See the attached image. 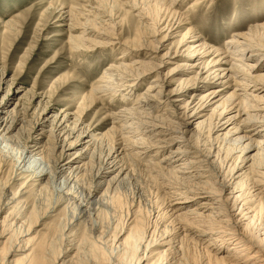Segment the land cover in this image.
<instances>
[{
	"label": "bare ground",
	"instance_id": "6f19581e",
	"mask_svg": "<svg viewBox=\"0 0 264 264\" xmlns=\"http://www.w3.org/2000/svg\"><path fill=\"white\" fill-rule=\"evenodd\" d=\"M178 1L180 2V0H155L156 9L148 7L145 12L138 11V17L150 27L144 29L143 33L146 35L142 34V37L136 38V40L122 41L118 33V22L111 16H107L108 27L111 31H108L106 35V43L123 48L122 57L136 55L137 58L144 57L147 60L136 59L132 63L119 61L106 68L99 80L91 86L88 95L93 102L105 103L116 93L117 96H120L124 90L131 91L142 75L150 73V71H157V68L170 53L172 46H176L175 53L190 57L187 59L188 61H185L186 63L182 64V67L187 66V69L197 67L198 74L189 77V79L183 78L178 88L168 91L165 88L166 83L161 84L160 82L164 81V79L161 80L162 75L157 76V80H151L153 84L147 85L146 90L149 92L141 94L144 96H138L134 103L126 107L113 108L114 111L109 114L110 120L114 124L111 129L112 138H105L101 133L99 136V133L90 130L87 125L79 127L83 123L84 111L81 108L78 109V113L73 112L78 114L76 118H73V113L69 112L62 117L54 116L50 122V136L56 145L63 139L60 152L56 153L43 144L38 145L39 142L30 134L26 141L32 139L34 145L22 147L18 157L19 160L23 157L20 165L22 163V167H25L29 162L26 158L40 156L46 162L47 168L43 167L38 173L36 170L40 166L28 174L25 170L17 173L18 168L15 169V163L9 164L0 158V165L8 166L11 178L24 179L4 205V209L12 210L4 216L3 220H0V244H3L0 254L2 249L6 251L5 255L0 257V264H87L81 262L80 243L77 245L73 243L77 239L78 242L87 239V233H83L82 237H76L73 233V228L76 225L73 223L77 221L76 224H78L79 221L81 222L80 219L87 221L86 219L90 217L94 205L98 203L93 198L102 183L100 179H105L118 170L108 179L105 189L108 191L115 183L117 184V180L123 173L129 174L127 171L129 170L128 159L132 158L136 163L139 159H147L146 157H149L148 169L151 177L156 180L160 178L158 182L167 189L166 193L175 196L174 200L176 201L168 203L162 215L170 217L177 227H174V231L171 232L172 229L168 230L167 226H164V229L160 231L159 239L156 240L152 237L159 222L156 221L154 224L151 223L152 225L147 224L145 227H141L138 239L143 242L141 246L144 248V254L151 247L169 245L168 250L172 249L173 254L179 255L172 264H264V139L259 141L256 139L264 134V70L261 72L258 70L260 66L264 67V22L250 23L245 31L237 32L229 37L223 43L222 48L209 45L203 36L193 35L195 31L192 28L186 29L177 39L176 34L179 32L182 22H191L186 17L187 15L182 16L174 9V5L178 4ZM194 3L189 8L195 9L198 6V0ZM60 6L61 14L56 20L60 24L66 25L69 32L67 42L71 49L89 51L91 44L87 36L93 31L88 25L90 20L79 21L75 15L77 12L75 10L79 9L77 7L66 6L64 3ZM97 10L101 12L99 8ZM84 13L90 16L87 12ZM11 21L12 19H9V22L5 21L4 25L10 24L9 28L11 29ZM136 35L139 34L136 33ZM172 35L176 40L165 44L164 42L170 41ZM190 38L194 39L191 43L188 42ZM181 44L188 45L183 53L178 51ZM164 49H166L165 52L159 55L160 50ZM212 54H216L214 58L208 61L204 60L206 56ZM175 55L174 57H176ZM194 56H199L197 58L201 60L199 65L191 60V57ZM157 59L160 60V63L155 62ZM233 61L245 63L242 64L245 67H239ZM223 66L228 67L223 68ZM202 69L204 76L199 73ZM174 76L175 74L170 77V80ZM197 79L203 81L218 79L220 85H226L232 91L229 95L223 96L224 90L215 86L208 92L202 93L203 88L210 84V81L201 84L196 82ZM187 94L190 95L189 100H186ZM121 96L124 101L131 99V96ZM32 99H35L34 95ZM169 103L174 106V111L167 108L164 109L166 114L161 113V109ZM212 105L214 106L210 108L208 114H200ZM27 108L22 107V114L18 111L15 113L6 112L11 115H8L10 117L9 125H7L8 117H3L4 125L0 124V135L2 134L4 139L10 140L12 137L7 135L14 130L19 122L24 123L25 115L29 110ZM177 109L181 110L177 112ZM2 111L0 109V118ZM171 115L179 117L183 122L169 119ZM204 115H206L204 119L197 121ZM33 120L34 131L40 127L39 134H43L50 118L41 117L40 112L39 115L34 116ZM208 120H212L209 124L208 140L210 142H208L207 148L204 147L205 151L203 152L202 148L199 149L196 145L190 144V140L186 136L190 132L193 133L194 130L191 128L193 124L195 129H199ZM80 141H84V150L81 149L75 156L64 160L66 152L71 150L74 143ZM225 143L235 145L238 154L233 157L234 164H229L225 157L227 153L221 151L222 145L224 146ZM98 149L99 155L97 156L96 150ZM254 150L255 152H253ZM220 152H224V157ZM161 153H163L161 161H164L165 164L172 165L177 161L179 163L173 165L172 170L165 171L160 161H154ZM85 158H88V162H96L98 165L97 171L91 177L98 178V181L90 179L87 194L79 198L72 192V186H74L72 184L78 181V175L88 165V162L82 163ZM78 161L81 162L71 168V163ZM247 163L249 164L246 166ZM157 166L159 167L158 172L154 168ZM244 167H246V171L243 172V177L235 183V177L239 178V175L235 176V174ZM69 168L71 169L68 173L67 169ZM61 176L64 181L62 184L61 182L57 184L56 181ZM37 185L41 186L40 189H37L38 194L48 188L59 187L62 190L59 200L47 205L48 210L64 201L74 203L73 209L76 215H73L72 219L67 220L61 227V230L65 227L67 229L64 236L66 240L54 250H51V246H45V241L36 243L34 238H29L30 227L34 222L33 215L43 218L47 211L38 214L36 208L39 206L30 207L29 205L27 207V203L23 202L21 197L27 193L24 191L27 188H29L28 191H36ZM4 209L0 205V213ZM129 225H132L130 230L139 228L135 216ZM89 231L91 234L97 231L91 222ZM175 233H178V236L181 235V239L180 246L174 247L175 237L172 235ZM70 234L73 237H70ZM130 237L128 236L129 239ZM206 238L209 239V243L205 245L203 242ZM127 239L120 241L118 245L116 244L119 239L115 241L117 250L112 262L108 260L107 256L105 258H99V256L96 257L97 260L94 264H121V256L126 253ZM6 242L9 244L6 245ZM140 244L138 243L136 247L132 248L128 264L141 263L143 257L138 254ZM122 250L124 251L121 253ZM71 252L74 253L71 255ZM168 255L157 264L163 262V264H170V260L176 258L173 255L168 258ZM66 257H69V260H66Z\"/></svg>",
	"mask_w": 264,
	"mask_h": 264
},
{
	"label": "rangeland",
	"instance_id": "374dc122",
	"mask_svg": "<svg viewBox=\"0 0 264 264\" xmlns=\"http://www.w3.org/2000/svg\"><path fill=\"white\" fill-rule=\"evenodd\" d=\"M195 1L196 0H180L178 4L174 5V9L178 14L182 16L185 14L187 15L186 17L191 20L190 23L182 22V26L176 34L177 39L182 36L186 29L192 28V30L195 31L193 35H197V37L203 36L209 45H214L215 48H222L223 43L226 42L229 37L237 32L245 31L250 23L264 22V0H198V6L195 7V9L189 8L190 5L195 4ZM154 2L155 0H0V109L3 110L0 124L4 125L3 117L7 118L8 115H11V113L8 114L9 112L15 113L18 111L22 114V107H28L27 109H29L25 115L24 123L19 122L14 130L7 135L12 137L10 139L11 141L4 139L2 134L0 135V158L9 164L15 163V169L18 168L17 173L25 170L27 171L26 174H28L30 171L40 166V168L36 170L38 173L43 167L45 169L47 168L46 162H44L40 156L35 155L26 158L29 162L25 167H22V163L20 165L23 157L21 160H19L18 157L22 147L26 148L30 145H34V142L31 141L32 139L26 141V138L30 134L39 142L38 145L41 146L43 144L56 153L60 152L63 139L56 145L50 136V122L54 116L57 115L62 117L67 112L78 113V109L81 108V110L83 109L84 111L82 115L83 123L80 124L79 127L87 125L90 127V130L99 133V136L103 134L105 138H112L111 129L114 124H112L113 121L110 120L109 114L114 111L113 108L126 107L134 103V100L138 96H144L141 94L149 92L146 90L147 85L153 84L151 80H157V76L160 77L162 75L161 80L164 79V81L160 82L161 84L166 83L165 88L166 91H168L178 88L183 78L189 79V77H194L195 74H198L199 70L197 67L193 69H187V66H184L185 68L182 67V64L186 63L185 61H188L187 59L190 57H185L178 52L175 53L176 46H172L170 53L160 64V67L157 68V71H150V73L142 75L141 79L134 84L131 91L124 90L120 96H117L116 93L113 98L110 97L111 99H107L105 103L93 102L89 97L88 94L91 86L99 80L106 68L117 64L119 61L132 63L136 59H141L142 61L147 60V58L144 57L137 58L136 55L122 57L123 48H120L118 45H108L106 43V35L108 31H111L110 27H108L107 16H111L118 22V33L122 41L136 40V38L142 37V34L146 35V33H143L144 29L150 27L138 17L137 13L140 10L145 12L148 7L156 9ZM62 3L66 6L79 8L75 10V12L77 11L75 15L79 21L84 22L85 20H90L88 25L93 31L87 36L91 44L89 51L71 49L70 44L67 42L69 36L68 29L66 25H62L56 20L61 14L60 5ZM96 7L99 8L101 12L98 11ZM84 12H87L90 16L86 15ZM15 15L18 16L15 17ZM94 16L96 17L94 18ZM9 19H12L11 29L9 28L10 24L4 25L5 21L9 22ZM136 33L139 35H136ZM176 38L172 35L170 41L164 43H171L175 41ZM150 39L153 38L150 37ZM193 40L194 39L190 38L188 42L191 43ZM187 46L188 45L184 44L179 45L178 51L180 50L183 53V50ZM165 50L166 49L160 50L159 55H162ZM174 55L176 57H174ZM215 55L216 54L206 56L204 60H211ZM197 58H199V56H194L191 57V60L199 65L201 60ZM155 62L160 63V60L157 59ZM233 63L239 67H245L242 65L245 63L237 61H233ZM226 67L228 66H223V68ZM258 70L261 72L264 70V67L260 66ZM199 73L203 74V76L205 75L203 69ZM173 74H175V76L170 80ZM208 81H210V84L203 88L202 93L208 92L209 89L215 86L224 90L222 93L223 96L229 95L232 91V89L229 87L227 88L226 85H220V80L218 79H207L205 81L197 79L196 82L202 84L208 83ZM166 91L165 93H167ZM240 94L242 95V93ZM33 95L35 99H32ZM121 95L125 97L131 96V99L124 101ZM186 97V100L190 99L189 94H187ZM170 99L173 100V98ZM213 106L214 105L208 107L200 114H208L210 108ZM167 108H171L170 110L174 111V106L169 103L161 109V113L166 114V110L164 109ZM180 110L177 109V112ZM40 112L41 117L47 116L50 118L49 124L44 128L45 132L43 134H39L40 127L35 131L32 128L34 116L36 117ZM72 115L75 116H72L73 118H76L78 114L73 113ZM205 116L206 115L199 117L197 121L204 119ZM243 117H245V115H243ZM9 118L10 117L7 118V122ZM169 119L181 123L183 122L182 119L174 115L169 116ZM210 121L212 120H208L203 124V127L199 129H195L193 124V126H191L194 130L193 133L191 134L190 132L186 136V138L190 140V144L196 145L199 149L202 148L201 150L203 152L205 148L208 147V142H210L208 140L210 134ZM9 124L10 121L7 125ZM256 139L257 141L264 139V134L262 137ZM83 142L84 141L74 143L71 150L66 152L69 156L65 154V159H63L67 160L68 157L75 156L79 150L84 148ZM227 144L228 143H225L224 146L222 145L223 149L221 148V151H225L227 154L225 155L224 152H220V154H222L223 157L225 155L227 158L225 159L228 160L229 164H234L235 161L232 162V160L238 152L235 150V145L232 146ZM102 151L104 152L105 149ZM253 152H255V150ZM102 154L101 156H103ZM96 155H99V149L96 150ZM162 157L163 153L158 154L157 159L154 161H160L165 171L172 170V166L179 163V161H177L172 163V165H169V163L165 164L164 161H161ZM146 158L147 159L143 158L144 160L139 159L136 163L133 162L132 158L128 159L129 170L127 171H129V174L125 175V173H123L117 180V184L115 183L111 187L112 189L108 191L105 190L107 188L108 179L116 174L118 170L105 179H100L102 183L95 198H93L94 201L98 203L94 205L90 217L86 219L87 221H82L83 219H80L81 222L79 221L78 224H76L77 221L73 223V225H76L73 228V233H75L76 237H82L81 235L83 233H87V239H84L82 242H78V239L73 241L76 245L80 243L79 256L81 257L82 263L94 264L99 256V258H105V256H107L108 260L112 262L117 250L115 241L119 239L116 244L118 245L120 241H125L128 236L131 237L127 239L128 243L125 247L126 253L121 256V264H128L132 248L136 247L138 243H141L138 254L140 257H143L139 264H157L164 259L167 254H169L168 258H170L171 255H173V257L176 256L175 259L170 260V264L174 263L178 258L179 255L173 254L174 252L172 249L168 250L170 248L169 245L151 247L146 251V256H143L145 255L144 248L141 246L143 242H140L141 240L138 239V234L140 236L141 229L145 227V225H152L151 223L154 224L156 221L159 222L152 237L154 240L159 239L161 234L160 231L164 229V226H167L168 230L172 229L171 232L174 231V227H177L170 217L168 218V216L165 217L162 215L167 208V204L176 201L174 200L175 196L166 193L167 189L158 182L160 178L156 180L151 177V173L148 169L149 157ZM154 161H152V163H154ZM80 162L81 161L71 163V168ZM83 162H88V158H85L82 163ZM248 164L249 163H247L246 166ZM71 168L67 169L68 173ZM97 168L98 165H96V162H88L86 168L78 175V181L74 183L72 181L73 184H71L74 185L72 186V192L79 198L87 194L91 180L98 181V178H91L93 173L97 171ZM154 168L156 172L159 171L158 166ZM245 168L246 167L240 169L235 174V176L239 175V178L235 177V183L243 177V172L246 171ZM23 181L24 179L18 180L14 179V177L11 178L8 166L4 167L0 165V205L2 209H4V205L11 198L12 192H14L16 187ZM63 181L64 178L61 176L56 182L57 184L60 182L62 184ZM40 188L41 186L39 185H37L36 191H28L29 188H27L24 190L27 193L21 197V200L27 203V207L29 205L30 207L38 205L39 207L36 206L38 214L44 213L45 210L47 211L43 218H37L35 214L33 215L34 222L30 227L31 234L29 238H34L36 243L45 241V246H51V250H54L59 247L60 243L63 244L66 240L64 236L67 233V229L65 227V229L61 230V227L67 220H71L73 215H76L73 209L74 203H71L72 201L69 203L64 201L55 208L48 210L47 205L58 201L62 190L59 187H54L52 189L48 188V190L38 194L39 192H37V189ZM76 203H78V201H76ZM11 210L12 209L8 208L4 209V211L0 213V220H3L4 216ZM132 216H135V220H137V225L139 226V228H137L138 230H130L132 225H129V222L132 220ZM156 216L158 217L156 218ZM89 221L96 227L97 231L95 233L91 234L89 231ZM177 230L178 229H176V231ZM71 236L73 237V235L70 234V237ZM172 237H175L173 246H180L181 235L178 236V233H175ZM208 238L205 239L203 244L206 245L209 243ZM5 244L8 245L9 243L6 242ZM2 247L3 244H0V248ZM123 251L124 250H122L121 253ZM5 252L6 251L2 249L0 257H3ZM73 253L74 252H71V255ZM90 253H93V255ZM68 258L69 257H66V260Z\"/></svg>",
	"mask_w": 264,
	"mask_h": 264
}]
</instances>
